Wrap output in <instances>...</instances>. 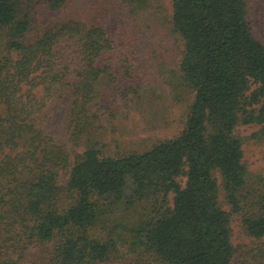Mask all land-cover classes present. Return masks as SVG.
Instances as JSON below:
<instances>
[{
	"label": "trees",
	"instance_id": "16d2710c",
	"mask_svg": "<svg viewBox=\"0 0 264 264\" xmlns=\"http://www.w3.org/2000/svg\"><path fill=\"white\" fill-rule=\"evenodd\" d=\"M158 1L0 0V264H235L234 215L264 264V174L238 132L264 133L249 0H170L163 22L183 49L168 83L188 100L183 127L139 149L107 138L117 90L128 106L165 99L143 81L139 62L153 64L138 62ZM57 113L70 146L45 131Z\"/></svg>",
	"mask_w": 264,
	"mask_h": 264
},
{
	"label": "rangeland",
	"instance_id": "374dc122",
	"mask_svg": "<svg viewBox=\"0 0 264 264\" xmlns=\"http://www.w3.org/2000/svg\"><path fill=\"white\" fill-rule=\"evenodd\" d=\"M76 2L77 5L84 6L86 0H76ZM156 4L161 8L162 19L160 17V22L157 23L158 31L155 37L146 38L145 45H143L144 39H139V42L142 43V45L139 44V52L142 50L147 56L138 58V62L139 59L144 60L147 58L153 64V67L145 68L148 65L139 62L141 67L144 68L142 69L144 72L142 73L143 81L146 84L155 81L157 92L163 93L165 99L155 105L146 98H139L135 105L128 106L124 103V99L119 98V91L115 92L117 98L113 104L117 106V115L113 116L107 112L102 115V120L110 130L107 138L110 140L116 139L119 142V148L123 150L150 146L154 140H157V137L168 138L174 136L182 129L186 114L188 100L186 101L185 98L183 102H176L175 99L171 98L172 87L168 83L173 76V72L178 69L183 43L177 34L167 31L169 29L167 27L170 25L163 22L165 16L171 13V1L159 0ZM62 14L63 12H60L56 15ZM249 19L255 34L264 42V0H249ZM149 47L153 49V52L154 49L156 50L157 55H159L157 59L156 54H150ZM159 59L162 61H159ZM159 64L164 65L161 70H159ZM111 69L109 70L111 71ZM112 89L114 88L110 90ZM62 109L64 110V105L59 104L54 108V112L60 113ZM58 115V113L53 116L51 114L52 118L45 121V131L70 146L68 130L64 124L63 116L60 114L58 122ZM262 126L260 124L241 125L238 127V132L245 137L244 159L248 167L255 173L264 174V133L262 131L261 135H256L257 131H261ZM218 178L221 180L220 176ZM221 200L222 202L225 201L223 192H221ZM224 205L227 209H230L227 203H224ZM236 216L234 215L232 221L233 242L239 248V256L235 264H256L259 261L254 259L252 254L248 255L247 250L255 246L257 240L255 241L254 238L243 232Z\"/></svg>",
	"mask_w": 264,
	"mask_h": 264
}]
</instances>
